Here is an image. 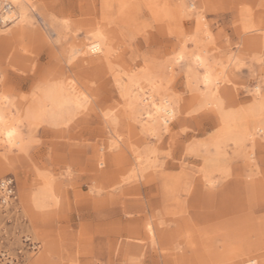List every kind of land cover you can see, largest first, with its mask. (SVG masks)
Instances as JSON below:
<instances>
[{
    "label": "rangeland",
    "instance_id": "rangeland-1",
    "mask_svg": "<svg viewBox=\"0 0 264 264\" xmlns=\"http://www.w3.org/2000/svg\"><path fill=\"white\" fill-rule=\"evenodd\" d=\"M25 8L23 19L0 0V98L21 134L0 142V185L14 187L7 202L0 189V264H232L264 252V0ZM65 80L79 111L51 121L29 110ZM130 94L168 100L169 124H145Z\"/></svg>",
    "mask_w": 264,
    "mask_h": 264
},
{
    "label": "bare ground",
    "instance_id": "bare-ground-1",
    "mask_svg": "<svg viewBox=\"0 0 264 264\" xmlns=\"http://www.w3.org/2000/svg\"><path fill=\"white\" fill-rule=\"evenodd\" d=\"M11 2H13L14 5H16V7L18 8V13L15 12L16 15H19V17L24 19L25 10H26L25 6L29 5L30 0H11ZM8 10H10L8 13H4L2 15V20L4 22H6L9 19L14 18L12 16L13 11H11V8H8ZM15 19H16V17H15ZM92 56L93 55H90L88 57L89 61H91V62L95 61V59H92ZM109 58H110V56L105 54L104 57L100 58L99 62L106 61ZM197 58L198 59L195 60L196 64H198L199 66H205L204 60L201 57H197ZM202 79H203V83H204V86L206 87V89L212 88L213 78H211L210 71L207 68H206V71H205ZM66 80H68V78H66ZM66 80L63 82H60V83L48 84V86L42 88L40 95H38L37 102L35 103L33 108L29 107V110L35 111V112H37V114H40L42 116H46L51 121H54V119H57L58 117H62L63 115H70L73 112L79 111L82 108V106H83L82 103H83V101H85V99H84L83 95L80 94V91H78L79 89L77 90L76 89L77 87L75 88L74 85H72L71 83H69ZM24 81L27 82V80L21 79V82H24ZM131 92H132V90H131ZM127 94H129V93H127ZM3 99L4 98H2V97L0 98V142H6V143L10 144L11 146H14V145L19 143L21 134H20L19 128L16 126L17 124L16 125L13 124V121L11 119H9V117H7L6 113L8 111H7V108H4V106H6V103H5V101H3ZM149 100H151L150 105H148V103H147L148 99L141 98V95H139V94H134V95L130 96V102L129 103L134 104V105L136 104L140 107L138 109L145 111V115H146L145 124L147 123L148 126H154V128H155V126H158V125H161V126L162 125H165V126L168 125L170 122L172 113H173L171 106H170V102L168 100H166V101L161 100L159 102H156L153 100V95L149 96ZM9 111H11V110H9ZM245 140L249 141V137L247 136ZM116 159H118V157ZM149 231H150L151 236L154 237L155 234H154L153 228L149 227ZM207 250H205V252ZM254 253H256V256H254V258H251V257L249 258L248 255H250L251 252L250 251L244 252L243 253L244 257H242V259L240 261L238 260L239 262L232 263V264H264L263 263L264 257L262 256V255H264V252L261 251V249H257L254 251Z\"/></svg>",
    "mask_w": 264,
    "mask_h": 264
},
{
    "label": "built area",
    "instance_id": "built-area-1",
    "mask_svg": "<svg viewBox=\"0 0 264 264\" xmlns=\"http://www.w3.org/2000/svg\"><path fill=\"white\" fill-rule=\"evenodd\" d=\"M6 8H11L10 4L6 5ZM0 189L4 190L5 192V202L10 200L13 195H14V187H13V182L11 180H4L1 182Z\"/></svg>",
    "mask_w": 264,
    "mask_h": 264
}]
</instances>
